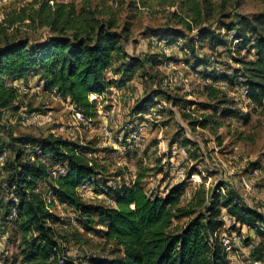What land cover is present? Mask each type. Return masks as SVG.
<instances>
[{"label":"rangeland","instance_id":"rangeland-1","mask_svg":"<svg viewBox=\"0 0 264 264\" xmlns=\"http://www.w3.org/2000/svg\"><path fill=\"white\" fill-rule=\"evenodd\" d=\"M33 1L0 3V24L13 13L27 9ZM57 2L71 4L76 11L82 8L99 11L103 14L99 17L102 21L114 16L117 31L128 25L129 32L121 42L123 51L141 59L143 65L122 86L113 85L99 96H89L90 101L96 102V117H85L87 124L77 125L71 112L75 107L54 91H44L36 76L12 84L19 95L14 108L0 109V151H5L0 155V264H21L20 238L12 220L15 215L9 217L11 221L2 220L5 211L2 207L10 199L14 202L7 179L17 151L24 160L40 159L50 167L49 170L52 169L49 181L39 183L36 188L42 195L55 179L65 174L59 165L51 167L42 158L41 151H35L37 147L33 144L49 136L94 150L87 157L99 166V182L93 179L92 184L88 180L76 190L86 204L112 207L114 202L111 195L106 194V185H130L141 178L140 185L151 198H163L172 187L185 183L180 206L187 208L189 203H196L200 191H204L207 199L217 185L223 183L219 192L224 194L232 189L245 205L264 216V107L253 109L244 90L236 85L240 77H236L233 84L213 83L199 73L211 70L219 73L222 68L239 69L233 59L251 58L245 51L237 52L235 42L227 52L223 49L211 52L208 40H201V33L226 35L231 40L226 26L240 18L264 15V0ZM49 3L52 5L53 0ZM3 27L8 39L26 38L36 42L48 34L47 29L27 20L10 28L5 24ZM191 44L195 46V56L191 54ZM207 60L208 63L200 62ZM196 63L204 65L197 67ZM121 69L116 63L106 73L107 78L119 81L122 79L120 73L116 75L115 72ZM210 85L222 91L228 101L226 105L240 113L238 118L223 119L218 115L217 120L223 126L214 132L199 126L203 116L210 114L211 108L217 105L207 97L205 88ZM150 96L151 103L141 114H135L136 107ZM174 101L176 106H173ZM20 113H33L37 119L34 124H22ZM49 213L60 219L53 227L72 264H87L85 258L88 256L110 260L119 257L114 253L112 243L106 242L101 235L85 232L74 218L71 219L73 212L69 208L53 206ZM193 217L173 219V229H181ZM95 221L94 229H104L97 224L96 218ZM231 234L240 238L239 249L232 253L231 264L262 263L255 260V251L262 248V240L254 230H232L231 224L225 223L215 236L219 239Z\"/></svg>","mask_w":264,"mask_h":264},{"label":"trees","instance_id":"trees-1","mask_svg":"<svg viewBox=\"0 0 264 264\" xmlns=\"http://www.w3.org/2000/svg\"><path fill=\"white\" fill-rule=\"evenodd\" d=\"M50 1L35 0L27 9L3 20L7 28L27 20L47 29V36L39 41L8 39L5 27L0 24V109L14 108L19 95L12 84L26 81L33 75L44 91H54L84 117L94 119L96 102L90 101L89 96H99L113 85L122 86L143 65V61L123 51L121 42L129 32L128 25L117 31L114 16L102 21L99 17L103 14L99 11L84 8L76 11L71 4L53 0L50 5ZM226 31L227 35H232L231 40L226 35L221 37L211 32L201 33V40H208L211 52L217 49L227 52L235 42L237 52L245 51L251 58L233 59L239 69L222 68L219 73L214 70L199 73L213 83L233 84L236 77H240L236 85L244 90L253 109L263 108L264 15L253 19L240 18L238 22L227 25ZM194 47L191 44L193 56ZM116 63L122 67L121 71L115 72L116 75L120 73L122 79L119 81L106 76ZM203 63L196 65L203 66ZM205 90L208 99L216 101L217 105L211 108L210 114L203 116L199 123L201 129L214 132L221 128L223 125L217 120L218 115L223 119L240 117L236 109L226 105L228 101L222 91L212 85ZM151 101L152 96L143 99L134 113L141 114ZM172 103L176 106L175 101ZM33 145L37 147L35 151L42 152V158L51 167L59 165L65 170V174L55 179L51 186L57 201L73 212V218L85 232L101 235L106 242L112 243L114 253L119 256L114 260L88 256L85 258L87 264H229L215 236L223 224L221 216L231 221L232 230L255 231L262 240V248L255 251V260L264 264V216L257 209L245 205L232 189L224 194L219 192L223 183L218 184L207 199L204 191H200L196 203H189L186 208L180 206L185 183L172 187L163 198H151L142 189L141 178H137L130 185H106V194L111 195L114 204L103 208L84 203L76 192L86 181L91 180L92 184L93 179L98 181L99 166L87 157L94 152L93 149L53 136ZM4 152L0 151V155ZM49 169L40 159L24 160L20 151L12 161L7 187L17 203L10 199L2 207L5 210L2 220L11 221V209H15L12 220L20 238L21 264H60L59 260H62L61 264H72L53 227L59 224L60 219L48 212L42 193L36 192L39 183L51 176L52 169ZM193 215L184 227L173 229V219ZM95 218L104 229H94Z\"/></svg>","mask_w":264,"mask_h":264},{"label":"built area","instance_id":"built-area-1","mask_svg":"<svg viewBox=\"0 0 264 264\" xmlns=\"http://www.w3.org/2000/svg\"><path fill=\"white\" fill-rule=\"evenodd\" d=\"M9 1L10 0H0V3H7ZM71 112H72V119L75 121V123L77 125L88 123L86 121V118L84 117V115L81 112H79L75 109H71ZM36 119H37V116L33 113H29V114L20 113V119L19 120L22 124H34ZM42 196H43L44 205L49 212L53 206H56L58 208H67L64 204L59 203L57 201V199L53 195L51 188L47 189L46 193L43 194ZM14 202H17V199L14 198ZM12 215H15V209L14 208L11 209V216L10 217H12ZM71 219H73V217ZM221 220L223 221V225H225V223L231 224V221L228 220L224 216H221ZM259 230L262 231L263 229L261 227H259ZM236 235L237 234H231V235H229V237L224 236V237L219 238L220 244H221L224 252L226 253L227 260H228L229 264H231V262H232V259H231L232 255H233L232 253H236L237 250L239 249L238 244H239L240 238L238 237V235L237 236ZM248 247H247V250H248ZM250 248H251V246L249 247V249ZM59 262L61 264L62 260H59Z\"/></svg>","mask_w":264,"mask_h":264}]
</instances>
